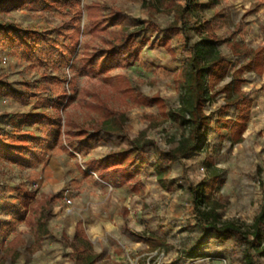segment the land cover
<instances>
[{
    "label": "rangeland",
    "instance_id": "obj_1",
    "mask_svg": "<svg viewBox=\"0 0 264 264\" xmlns=\"http://www.w3.org/2000/svg\"><path fill=\"white\" fill-rule=\"evenodd\" d=\"M143 1L54 0L57 5L52 7L41 1L0 10V24L12 22L48 41H26L32 51L26 45L0 41V116H4L0 119V247L16 235L24 239L14 264H72L70 250L61 238L70 237L76 224L100 255L96 264H244L242 245L233 240L210 238L193 259L177 255L191 247L200 233L195 227L187 228L195 224L188 184L206 179L213 167L221 178L210 198L221 205L220 220L247 226L264 210V68L261 75L243 73L246 81L240 88L249 93L252 104L242 140L232 144L228 130L227 122L237 110L230 107L219 114L224 94L216 95L204 108L211 114L206 147L179 162H161L165 187L152 171L157 156L151 148L145 169H137L130 183L119 184L117 173L109 168L90 172L83 165L88 159L129 149L133 139L152 140L166 151L187 133L185 127L165 118L168 109L178 105L177 75L184 59L179 54L183 43L179 34L169 38L171 53L155 43L160 32L155 35L146 30L136 38V57L119 56V63L109 68L89 61L104 41L115 38L119 26L131 30L137 25L126 19L90 34L85 7L96 3L102 6L99 14L103 17L115 10L153 22L162 31L171 14L152 0ZM196 2L202 30L214 35L217 49L230 62L223 80H214L208 88L214 92L247 62L232 53L231 43L239 44L241 50L264 43V0ZM186 35L189 42L198 39L195 31ZM11 91L27 94L26 102L13 99ZM55 93L65 94V99L53 101ZM151 97H158L162 108L150 101L145 105L143 98ZM33 111L59 119L58 132L51 135L50 127L19 123L18 116ZM105 112L125 115L123 133L98 132L92 135L93 141L73 137L76 132L92 134ZM11 146L19 150L20 159L13 161L4 155L2 147ZM24 192L32 194V199L23 207ZM44 199H49L47 235L40 248L32 250L25 217ZM130 232L164 238V247L148 248ZM258 263L264 264V257Z\"/></svg>",
    "mask_w": 264,
    "mask_h": 264
},
{
    "label": "trees",
    "instance_id": "obj_2",
    "mask_svg": "<svg viewBox=\"0 0 264 264\" xmlns=\"http://www.w3.org/2000/svg\"><path fill=\"white\" fill-rule=\"evenodd\" d=\"M43 2L48 7L55 4L54 0H0V10L5 8H21L25 5H38ZM146 0L143 1L145 3ZM162 9H166L171 14L172 19L167 26L159 30V27L153 22H145L139 18H129L126 14L112 10L106 17L99 14L102 6L96 3L85 7L86 20L88 22V32L95 34L102 32L106 27L112 28L123 20H130L136 28L129 30L128 27L119 26L116 36L111 41H104L103 47L94 51L89 56V61L98 67L109 68L113 64L119 63V56L126 55L136 57L139 49L135 45L136 38L140 32L151 30L155 35L159 32L161 35L155 40L159 47H164L169 53L173 52L169 46L171 36L180 35L183 43L179 49V54L184 57L182 66L178 72V105L176 108L168 109L165 115L173 122L178 123L187 129L185 136H182L176 142V145L166 151H161L156 142L139 138L130 141V148L118 153H110L99 159H88L83 162L87 171L95 172L107 170L108 168L117 173L119 184L130 183L137 169H145L148 159V149L151 148L156 154L157 159L151 168L156 181L160 186L165 187V171L161 168V162L176 163L188 155L200 152L206 147V129L211 122V114L205 113L204 108L216 95L224 94L222 105L217 112L223 114L230 107L237 110L234 119L227 122L230 131L232 144L242 140L241 134L245 129V123L248 121L249 109L252 100L249 93L241 90L240 85L246 81L243 73L255 72L261 75L264 68V43L255 48L240 49L239 44H230V50L234 55H240L247 62L235 69L231 78L226 81L223 87L214 92H209V87L213 81H222L230 69V62L220 53L216 47V39L213 34L204 32L198 16V4L196 0H152ZM147 2V1H146ZM67 21H70L69 19ZM78 31V28L77 30ZM189 31H195L198 39L189 42L186 35ZM36 32H30L18 27L12 22H3L0 24V41L5 40L8 44L14 43L16 46L26 45V41H33L37 44L42 41L47 44L45 36L36 38ZM76 44V43H75ZM25 49L32 51L31 45H26ZM128 55V56H127ZM87 67V66H86ZM86 72V70H84ZM84 72V73H85ZM9 95L22 103H25L28 95L11 91ZM51 99V98H49ZM53 101L65 99V94L55 93L52 96ZM146 105L149 101L159 104L162 108L161 100L158 97L143 98ZM106 116L101 118L96 128L92 129V134L87 132H76L73 137H83L93 141L92 135L98 132L107 134H120L124 131V124L127 121L122 113L115 116L112 113L105 112ZM4 116H0V119ZM19 123L29 126L40 124L44 127H50L51 135L58 132L59 119L52 120L45 111H33L18 116ZM59 135H56L58 139ZM66 139H70L67 137ZM78 141V140H77ZM69 143V142H68ZM70 145V144H69ZM4 155L7 159H20V152L17 148H4ZM211 161V158H209ZM213 173L206 179L196 184H188L190 195V211L195 221L194 226L188 225V229L193 227L199 229L200 233L196 237L193 245L187 249L178 252L179 258L193 259L200 256V252L207 244L210 238L219 242L233 240L242 245V260L244 264H259L258 258L264 257V210L260 209L252 222L247 226H241L235 222L220 220L219 210L221 205L210 198L212 188L221 178L220 171L212 168ZM219 171V172H218ZM23 207L25 201L32 199V194L23 193ZM21 213V212H18ZM49 213V199H44L34 206L32 212L25 217V223L29 226L32 233V250H38L47 235L46 221ZM134 240L146 244L148 248H163L164 238H157L153 234H144L140 232H130ZM63 243L70 250L69 261L72 264H96L100 255L95 253L91 241L87 238L79 224H76L70 237H62ZM24 239L20 235L14 236L0 247V264H14L20 257V249L24 247Z\"/></svg>",
    "mask_w": 264,
    "mask_h": 264
},
{
    "label": "built area",
    "instance_id": "obj_3",
    "mask_svg": "<svg viewBox=\"0 0 264 264\" xmlns=\"http://www.w3.org/2000/svg\"><path fill=\"white\" fill-rule=\"evenodd\" d=\"M3 62H4V61H3ZM65 202H66V203H68V204L70 203V201H69V200H66Z\"/></svg>",
    "mask_w": 264,
    "mask_h": 264
},
{
    "label": "crops",
    "instance_id": "obj_4",
    "mask_svg": "<svg viewBox=\"0 0 264 264\" xmlns=\"http://www.w3.org/2000/svg\"><path fill=\"white\" fill-rule=\"evenodd\" d=\"M225 83H226V82H224L223 85H224ZM223 85H222L219 89H221V88L223 87Z\"/></svg>",
    "mask_w": 264,
    "mask_h": 264
}]
</instances>
